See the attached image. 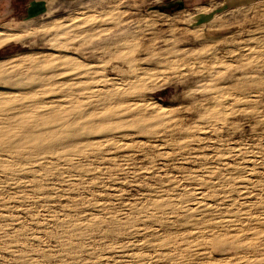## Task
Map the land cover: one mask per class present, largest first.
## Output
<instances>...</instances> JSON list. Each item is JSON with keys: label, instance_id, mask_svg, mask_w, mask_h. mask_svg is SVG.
Returning <instances> with one entry per match:
<instances>
[{"label": "rangeland", "instance_id": "rangeland-1", "mask_svg": "<svg viewBox=\"0 0 264 264\" xmlns=\"http://www.w3.org/2000/svg\"><path fill=\"white\" fill-rule=\"evenodd\" d=\"M26 2L0 1V29L19 34L0 46V60L65 54L85 67L56 65L51 83L107 75L121 84L130 77L116 55L125 42L149 69L131 98L188 129L93 133L94 146L70 156L86 172L63 161L38 178L0 171V264H264V0H51L33 19ZM107 10L116 22L74 25ZM56 24L68 35L55 39ZM159 58L174 59L173 68ZM2 76L0 89L25 88ZM214 105L223 119L202 116ZM27 152L0 155L24 168L51 162ZM156 198L171 204L150 206Z\"/></svg>", "mask_w": 264, "mask_h": 264}, {"label": "bare ground", "instance_id": "bare-ground-1", "mask_svg": "<svg viewBox=\"0 0 264 264\" xmlns=\"http://www.w3.org/2000/svg\"><path fill=\"white\" fill-rule=\"evenodd\" d=\"M112 14V11L107 10V12L101 14V16L85 15L80 19L79 22H74V25H80L84 23L95 29L98 27V24H101L105 20L109 19L113 21L115 16L113 17ZM116 21L117 20L115 19L114 22ZM54 26V38L56 39L63 37L67 29L63 31L59 25L56 24ZM98 33H100V31ZM66 34L68 35V32ZM18 37L19 34L14 33V31L12 32L8 29L1 28L0 46L11 39L14 40V38ZM57 40L55 42V46L62 47L61 44L63 43ZM116 50L118 59L120 58L123 60L122 62L128 64V68L130 69V77L123 79L121 84H114L111 82L108 76L105 75L101 80H96L93 82L91 80L92 85L90 88L85 87L86 84L91 83L87 81H83L85 84L80 81H74L73 79L66 78L64 80L60 79L61 81L57 83H51L53 80L55 81V79L49 81L51 79H49L48 76L50 75L49 70L56 68L58 65H62L64 67L66 66L76 70H78L77 68H82L81 66H83V68L85 67L76 60L77 58L75 59L69 55L61 54L58 58L52 59L47 55L44 57L40 53H22L17 54L18 56H15L16 58L13 56L14 58L11 57L0 60V75H3L6 78V81L11 85L25 87L21 90L0 89V153L4 152L7 154L21 155L24 150H27L28 154L42 155L44 158L51 156V162L46 161L39 164L37 163V166L35 167L36 169H32L31 167H33V165L24 168V164L20 161V159H9L8 157L0 155L1 172H4L6 176H13L15 172L17 173V171H23L29 173L32 177H36V174H38L37 172H39V174H41L40 172H50L55 174L62 168L60 165L59 166L61 168L58 166V162L60 161L65 162L71 168L79 171L80 173L86 172L87 169L85 166L73 164L71 161L72 158H70V156H81L90 150L94 145H92L90 139H88L87 136L93 133L108 134L115 129L127 127H133L140 133L152 134L155 132L156 128L166 129L170 127L172 131L178 130L182 133L187 131L188 128L183 127L184 124L181 125L178 122L176 123V121H174L175 123L173 122L170 124L168 119L162 117L163 115L160 114L161 112L159 113L156 111L154 107V110L153 108L152 110L156 112H147L144 109L145 106L143 107L142 104H137L138 101L136 102V99L133 100L131 98L133 94H137L144 86L143 78L149 74V69L148 67H140L135 64L132 46L123 42L122 45ZM162 58H159L160 64H164L165 67L173 68L174 59ZM213 63H217V61L214 60ZM75 74L78 75L77 73ZM56 84L59 86L54 88L53 85ZM74 85H77L79 88L73 89ZM52 91H59L60 93H63V98L66 99V101L62 102L59 99L47 100L43 98L44 95L45 97L47 95L45 93ZM85 91H87V93H81ZM80 94L84 95V98H82V95ZM38 95H41L39 99H37ZM203 110L205 111V109ZM223 111L219 105H214L209 111H205L202 116L211 120H219L224 118L222 113ZM111 142L112 141H110V143ZM94 151L97 152L96 148ZM7 154L6 156H8ZM162 199H153L150 206L158 208L165 206L166 204H171L167 201H161ZM144 205L146 204L144 203ZM257 220L260 221L259 219ZM211 231H213V228ZM236 234L238 233L236 232ZM210 237H212L211 241H219V238L216 236Z\"/></svg>", "mask_w": 264, "mask_h": 264}, {"label": "crops", "instance_id": "crops-1", "mask_svg": "<svg viewBox=\"0 0 264 264\" xmlns=\"http://www.w3.org/2000/svg\"><path fill=\"white\" fill-rule=\"evenodd\" d=\"M1 1V0H0ZM51 0H27L25 4V15L28 19H33L47 10ZM61 2H73L75 0H53ZM225 1V0H223Z\"/></svg>", "mask_w": 264, "mask_h": 264}]
</instances>
